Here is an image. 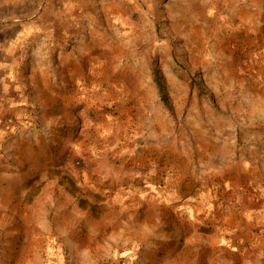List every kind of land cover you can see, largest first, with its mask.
Returning <instances> with one entry per match:
<instances>
[{
	"label": "rangeland",
	"instance_id": "rangeland-1",
	"mask_svg": "<svg viewBox=\"0 0 264 264\" xmlns=\"http://www.w3.org/2000/svg\"><path fill=\"white\" fill-rule=\"evenodd\" d=\"M16 21L0 264H264V0H0V45Z\"/></svg>",
	"mask_w": 264,
	"mask_h": 264
},
{
	"label": "crops",
	"instance_id": "crops-1",
	"mask_svg": "<svg viewBox=\"0 0 264 264\" xmlns=\"http://www.w3.org/2000/svg\"><path fill=\"white\" fill-rule=\"evenodd\" d=\"M8 25L14 30V33L13 36H9L7 40L0 45V110L4 108L7 109L9 105L14 104V101L17 100L14 92L15 78H17V76L15 75V72L13 73L17 61L14 56V53L16 54L17 51L16 46L18 43L16 42L20 37L28 36L32 32L31 28L27 27V25H21L17 21L11 22ZM1 41L2 40H0V43ZM1 55L3 57H1ZM44 74L45 73L42 75ZM33 76L34 79H36L35 84L38 93L36 95V100L45 106L47 104V92H45V89H49L52 85L49 81L46 82L43 79L39 80L40 73L38 71H35Z\"/></svg>",
	"mask_w": 264,
	"mask_h": 264
},
{
	"label": "trees",
	"instance_id": "trees-1",
	"mask_svg": "<svg viewBox=\"0 0 264 264\" xmlns=\"http://www.w3.org/2000/svg\"><path fill=\"white\" fill-rule=\"evenodd\" d=\"M151 69L162 102L169 110H172V104L167 90V84L160 67L155 62H152ZM198 88L201 92L204 91L202 87L199 86Z\"/></svg>",
	"mask_w": 264,
	"mask_h": 264
}]
</instances>
